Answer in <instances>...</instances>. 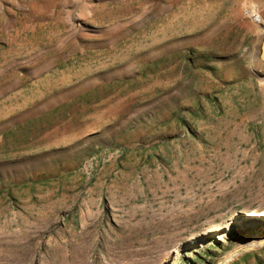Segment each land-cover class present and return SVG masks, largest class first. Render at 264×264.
Listing matches in <instances>:
<instances>
[{
    "label": "rangeland",
    "instance_id": "rangeland-1",
    "mask_svg": "<svg viewBox=\"0 0 264 264\" xmlns=\"http://www.w3.org/2000/svg\"><path fill=\"white\" fill-rule=\"evenodd\" d=\"M260 23L264 0H0V264H264Z\"/></svg>",
    "mask_w": 264,
    "mask_h": 264
},
{
    "label": "water",
    "instance_id": "water-1",
    "mask_svg": "<svg viewBox=\"0 0 264 264\" xmlns=\"http://www.w3.org/2000/svg\"><path fill=\"white\" fill-rule=\"evenodd\" d=\"M260 32H261V39L259 43L258 58L262 63H264V24L262 23H260ZM261 243H264V241H262ZM217 264H220V262H218Z\"/></svg>",
    "mask_w": 264,
    "mask_h": 264
},
{
    "label": "trees",
    "instance_id": "trees-1",
    "mask_svg": "<svg viewBox=\"0 0 264 264\" xmlns=\"http://www.w3.org/2000/svg\"><path fill=\"white\" fill-rule=\"evenodd\" d=\"M256 224H257V225H255V226H257V227H259V226H260L258 222H257ZM259 228H260V227H259Z\"/></svg>",
    "mask_w": 264,
    "mask_h": 264
},
{
    "label": "bare ground",
    "instance_id": "bare-ground-1",
    "mask_svg": "<svg viewBox=\"0 0 264 264\" xmlns=\"http://www.w3.org/2000/svg\"><path fill=\"white\" fill-rule=\"evenodd\" d=\"M258 18L260 19V17H259V16H258ZM260 20H261V19H260ZM262 241H264V240H262ZM262 241H259V243H260V242H262ZM258 245H259V244H258Z\"/></svg>",
    "mask_w": 264,
    "mask_h": 264
}]
</instances>
